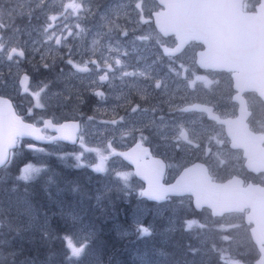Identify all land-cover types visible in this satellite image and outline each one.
<instances>
[{
  "label": "flooded vegetation",
  "instance_id": "1",
  "mask_svg": "<svg viewBox=\"0 0 264 264\" xmlns=\"http://www.w3.org/2000/svg\"><path fill=\"white\" fill-rule=\"evenodd\" d=\"M115 1L106 0L105 11L109 13L106 18L115 12L120 14L125 12L122 9L111 12V4ZM138 1L142 3L144 9L142 13L136 9V1L132 0L127 7L129 11L118 19L119 27H115L117 25L111 23L106 33L98 35V39L95 34H88L85 42L77 43L72 41V30H68L64 37L61 33L57 35L62 42L66 38L72 42L68 45L62 43L57 45V57L52 61L54 70L50 73L40 69L35 78L45 84L42 86H46L44 87L46 91L51 86L49 80L55 78H61L71 87L68 89L69 96L64 99L65 101H59L58 105H55L56 101H54L53 106H49L50 102H47L49 105L42 107L43 111H40L39 119H31L32 116L27 114L20 97L6 95L0 91V96L12 100L18 114L28 121L42 126L46 136L56 134L55 131L45 127L46 120H52L56 125L70 120L79 123L77 142L74 144L55 140L50 144H35V147L30 148L31 141L22 139L17 149L22 148L27 152V150H35V148L45 145L58 146L62 144V147L73 148L78 145L85 134L89 135L88 137H91L92 140L95 139V143H97L94 148L96 151H92V155L98 162L105 160L108 164L120 162L129 165L122 155L115 153H122L135 143H141L148 147L151 157L163 160L165 163L163 177L165 183L172 182L189 165L204 164L214 181L222 182L233 176H239L243 179L244 184L255 182L264 185V171L254 172L246 167L243 150L231 145L232 141L227 134L224 122L237 119L238 126L243 127L242 125L245 123L251 131L264 136L263 98L256 91L250 89H245L241 94H238L239 90L234 85V70L200 66L197 62V55L205 46L199 41L190 40L175 55H167L164 49L176 48L178 38L171 34L164 35L155 24V12L165 8L158 0ZM241 1L244 12L256 13L257 6L263 0ZM106 2L103 3L104 6ZM135 10L140 16L149 19V23L138 21L140 31L147 39H136L137 35L135 36L134 29L138 24L135 22V17H137ZM126 21L128 22L127 27ZM150 29L160 32L165 39H152L153 35ZM122 31L127 32V35H122ZM167 39L169 42H165ZM67 55L71 56L74 64H81L83 61L90 71L78 72L67 63L69 59L62 60ZM116 59L121 61L119 65L115 64ZM90 60H95L101 70L97 71L96 65L89 63ZM103 61L113 65L112 71L108 73L109 79L105 81L99 79V76L104 74ZM180 65H183V69L179 67ZM124 73L130 75H124ZM132 73L134 75H131ZM197 74L198 76H195ZM206 74H210L212 80L209 86H204V89L201 86L203 82L200 83L196 77H203ZM156 81L161 82V88H155ZM220 85L223 86V95H219L221 91L218 86ZM65 88L67 87L65 86ZM21 89L23 90L22 87ZM51 89L57 90L54 83ZM97 91L103 92L104 97L95 95ZM59 95L62 96L61 92H57L55 98H58ZM225 96L229 97V101L224 99ZM240 101L245 104L243 114L239 112ZM136 105H140L144 111L138 109L136 113H133L131 109ZM193 105L208 107L212 111L211 113L196 110L181 111L185 108H192ZM76 110L80 111L76 112ZM43 115L45 116L42 117ZM121 117H124V120H121ZM113 120L119 121V123L112 124ZM203 125H208L210 131L203 133L201 129ZM181 129L188 132L189 139L193 143L189 144L178 139ZM262 146L264 147V141ZM221 149H225L228 154L235 152L240 155V158L231 164L230 171L227 163L223 165L217 163V166L215 164V158L220 154ZM219 168L221 170H218ZM131 169L138 178L132 166ZM140 182L143 189L144 183L141 180ZM171 197L187 198L192 203L190 195H169L165 201ZM202 210H207L211 214L207 207H203ZM238 213L244 215L242 212ZM222 216L213 217L219 219ZM259 256L260 253L257 259Z\"/></svg>",
  "mask_w": 264,
  "mask_h": 264
},
{
  "label": "rangeland",
  "instance_id": "2",
  "mask_svg": "<svg viewBox=\"0 0 264 264\" xmlns=\"http://www.w3.org/2000/svg\"><path fill=\"white\" fill-rule=\"evenodd\" d=\"M131 1L116 0L115 3L111 4V12L120 9L128 12L129 8L127 7ZM133 1H136L135 5L139 2L138 0ZM72 2L73 0H0V24L4 25L0 29V37L3 38L6 46L17 47L25 52V56L20 59L18 64L7 61L4 55L0 54V91L6 95L20 97L27 114L32 116L31 119H39L38 117L41 116L39 113L43 111L42 107L36 106L37 103L49 105L47 102H50L49 106H53L54 101H56L55 105H58L59 101H65L64 99L69 96L68 89L71 87V85L63 82L61 78H55L49 80V84L52 86L54 83L57 90H50L51 86L48 87V91L44 88L39 101L32 95L33 91L38 90V86L43 87L42 85H45L35 78L36 73L40 69L52 73V70H54L52 61L56 59L58 52V46L47 38L48 34L44 31L46 25L49 23L54 25L49 31L54 32L56 37L61 33V29H63L61 33L63 37L68 30H72V41L83 43L88 34H95L96 39H98V35L106 33L111 23L117 25L115 27H119L118 19L126 15L125 12L121 14L115 12L109 18H106L109 15L105 11L106 0H74L75 3L81 5L79 12H73L67 8V5ZM104 2H106L105 6ZM135 13L137 14L135 22L138 26L136 25L134 31L135 36L137 35L136 39L139 40L140 37L145 35L140 31L138 22L141 20L140 15L136 10ZM38 15L42 16L39 17ZM53 15L58 17L56 21L50 20ZM33 17L38 18V21L33 22L31 20ZM129 19L131 20L130 17ZM125 25L128 26L127 21ZM77 26L80 28L78 29ZM150 30H147V32H150ZM151 31L152 39H165L160 32ZM72 41L66 38L62 44L68 45ZM165 42H169L168 39ZM67 59H71V56L67 55L62 58V60ZM45 64H48L49 67H44ZM22 72L27 73L31 79L29 92L27 93L21 89L19 83ZM195 76H198V74ZM49 78L51 79L52 75ZM202 78L204 79L199 81L200 83L203 82L201 86L205 89L206 86L210 85L212 78L210 74L203 75ZM205 80L210 83H205ZM222 87V85L218 86L219 91H221L219 95H223ZM57 92H61L62 96L59 95L58 98H55ZM224 99L229 101V97L225 96ZM78 111L80 110H76V112ZM201 129L203 133L210 131L208 125H203ZM88 136L84 134L78 145L73 148L62 147V144L37 147L27 153L22 148L17 149L12 163L7 168H3L0 175V224H2L0 226V264L3 263L2 260L6 261L8 254H16L19 250L14 243L11 248L9 246L12 241L20 240L17 236H20L21 239L23 237L35 239L48 237L49 231H47V228L52 222L61 225L66 223V226L70 227L66 230L69 235L63 237L64 240L58 254L55 253L53 259L38 260L29 259L31 257H28L15 264H96L97 255L93 247L87 251L88 246H90L89 242L96 233V228L84 212L95 205L103 213L107 204L111 205V200L119 197L132 203V209L135 210L133 224L136 225L140 237L144 234L139 229L148 228L147 225L149 224L158 223L162 226L166 224L169 231L179 225L186 228V221L194 219L199 224L204 225V228L196 225L192 228L199 237V248L202 249L203 247L206 252L221 248L222 254L229 264H232V261H239V264H255L260 251L251 239L249 225L244 223L243 214L238 212L228 213L219 219H215L205 210L199 217H192L188 215L186 209L189 205L192 206L191 201L187 198H170L163 203H148L146 199L141 197L142 184L136 178L131 166L120 162L108 164L105 160L96 161L93 158L92 151H96L94 148L97 143H95V139L92 140ZM80 153H83V157L77 160L76 157ZM24 157L27 158L24 159ZM238 158H240L239 153L232 152L228 154L225 149H221L220 154L215 158V164L217 166V163L220 165L227 163L229 170L231 164L235 163ZM15 164L18 165L15 166ZM28 165H32L33 168L40 169V171L31 180L18 179L22 174V170ZM96 168H100L101 171H96ZM11 169H15V172L13 173ZM70 169L88 173L86 178L94 181L92 182V193L89 192V188H86L89 194L83 193V190L79 192L81 186L77 187L75 194L79 200H82L83 194L88 197V201L84 199L85 203L79 205L81 212L71 209L70 205L64 207L60 212V203L53 210H45L43 207L36 206L30 198L32 192L28 190L47 181H50L51 185L54 186V191L58 192L56 195L61 194L63 199H70L73 196L76 189L71 193H67V191L71 189L70 182L76 183V181L68 180L66 177L62 179V173L65 174L66 170ZM56 171L58 172L56 173ZM119 173L128 175L127 182L118 175ZM110 208L113 207L110 206ZM134 232L126 229L123 233L130 235ZM224 236H228L229 241H224ZM65 238H71L73 243L87 238L84 255L80 256L78 260L69 259L70 252Z\"/></svg>",
  "mask_w": 264,
  "mask_h": 264
},
{
  "label": "water",
  "instance_id": "3",
  "mask_svg": "<svg viewBox=\"0 0 264 264\" xmlns=\"http://www.w3.org/2000/svg\"><path fill=\"white\" fill-rule=\"evenodd\" d=\"M241 2V0H165L169 7L160 12L157 18L158 24L155 16V24L159 30L176 32L183 42L180 48L193 39L205 42L202 43L205 47L197 55V62L200 66L202 60L206 65L205 68L234 70V85L239 90L238 94H241L245 89H250L256 91L264 100V0L257 6L256 13L244 12ZM24 75L27 74L23 73L20 80ZM29 83L30 77L28 85ZM21 87L23 88L22 85ZM0 97L10 100L16 111L10 98ZM244 107L245 104L241 102L240 114L244 113ZM24 121L33 123L25 119ZM224 122L227 134L232 141L231 145L243 150L246 167L254 172L264 171L263 134L251 131L245 123H243V127L238 126L237 119ZM59 125H68V127L63 129V133L55 131L56 134L49 137L44 133L45 138L42 140L32 137L23 139L31 140L33 143L29 146L33 148L35 143H50L53 142L52 137L63 134L71 135L72 139H60L61 141L74 144L73 141L77 140L79 132V123L70 120ZM36 126L42 129V126ZM50 129L54 131L52 128ZM138 145L140 148L137 147ZM142 149L148 150L147 156L143 155ZM133 150H136L134 155H132ZM122 153L124 154L123 158L129 162L138 178L144 183L141 197L145 199L162 203L169 195H190L193 206L196 208L197 202L194 196H199L211 205V209L219 213L213 215L210 209L213 216H222L228 212L244 213V221L249 225L251 239L261 256V251L264 250L263 184L255 182L244 184L243 179L239 176H233L222 182L214 181L204 164L189 165L172 182L165 183L163 181L165 163L163 160L151 157L148 147L141 143H135ZM137 157L142 165L151 164L152 161H161L160 184L164 188H169L176 185L179 180L186 187L188 193L169 192L162 199L153 198L148 180L144 178L137 163L134 162ZM260 256L255 264H258Z\"/></svg>",
  "mask_w": 264,
  "mask_h": 264
},
{
  "label": "trees",
  "instance_id": "4",
  "mask_svg": "<svg viewBox=\"0 0 264 264\" xmlns=\"http://www.w3.org/2000/svg\"><path fill=\"white\" fill-rule=\"evenodd\" d=\"M31 20L37 22L38 18L33 17ZM24 159L22 161L25 162ZM17 165L15 164V166ZM11 170L13 173L15 172V169ZM87 174L76 169L66 170L65 174L62 173V179L66 177L68 180L76 181V183L70 182L71 189L69 187L70 190L67 193H71L76 189L70 199H63L61 194L56 195L58 192L54 191V186L51 185L50 181L31 187L28 190L32 192L30 198L36 206L43 207L45 210H53L60 203V212L67 205H70L71 209L81 212L79 205L85 203L84 199L88 201V197L83 194L82 200H79L75 193L77 187L80 186L79 192L83 190V193L89 194L86 189L89 188V192L92 193L91 188L94 181L92 179L88 180L86 178ZM171 198L176 199V197ZM111 202V205L107 204L103 213L95 205L84 212L96 228L94 238L89 242L90 246L87 248L88 251L93 247L97 255L96 264H229L228 260L224 258L221 248L217 249L219 251L212 250L209 252H206L203 247L202 249L199 248V237L195 230H186L182 225L168 231L166 224L163 226L158 223L149 224L147 225L149 234L138 236L137 227L133 224L135 210L132 209V203L121 197L114 198ZM147 202L152 201L147 200ZM110 206L113 208H110ZM186 209L188 215L192 217H199L203 212L202 209L197 210L193 205H189ZM68 228L70 227L66 226V223L61 225L52 222L47 228V231H49L48 237L38 239L23 237L21 239L20 236H17L20 240L12 241L9 246L11 248L14 243L19 250L16 254H8L6 261L2 260V264L19 263L20 260L28 257H31L29 259L38 260L53 259L55 253L58 254L59 249H61L63 237L69 235L66 232ZM126 229L135 232L125 235L123 232ZM193 248L198 249V251L193 253L191 251Z\"/></svg>",
  "mask_w": 264,
  "mask_h": 264
},
{
  "label": "snow or ice",
  "instance_id": "5",
  "mask_svg": "<svg viewBox=\"0 0 264 264\" xmlns=\"http://www.w3.org/2000/svg\"><path fill=\"white\" fill-rule=\"evenodd\" d=\"M158 2L161 5H163L164 8L169 7V5L165 3V0H158ZM135 7H136V9H139L141 13L144 10L142 7V3H140V2H138L135 5ZM67 8L72 10L73 12H79L81 5L75 3L73 0L72 3H69L67 5ZM160 12L161 11L155 12L156 22H157L158 16L160 15ZM150 16H151V14H150ZM140 18L144 23H149V19H145L142 15L140 16ZM57 19H58V17L55 15L50 17L51 21H56ZM157 24H158V22H157ZM3 27H4V25L0 24V29H2ZM53 27H54V25L49 23L44 28V31L48 34L47 38L49 41H52L55 45H60L62 43L61 39L56 37V34L54 32L49 31V29H52ZM161 31L164 33V35H170V34L175 35L179 40V44L177 45L176 48H174V49L165 48L164 49L165 53L167 55H175L177 52L181 51L180 45H182L183 42L179 38L178 34L176 32L164 31L162 29H161ZM62 32H63V29H61V33ZM69 35H71V33H69ZM122 35L126 36L127 32L122 31ZM140 39H147V37L142 36V37H140ZM200 42L205 43L203 41H200ZM116 51H119V49H116ZM0 54H3L7 61H11V62L17 63V64L20 63V59L25 56L24 50L18 49L17 47L6 46V44L3 42L2 37H0ZM42 59H43V57H42ZM67 63L69 65H72L78 72L90 71V69L87 67V65L83 64V61L81 62V64H74L73 60L69 59L67 61ZM89 63L96 65L97 71L101 70L100 65L97 64V62L95 60H90ZM102 63L104 64V69H103L104 74L100 75L99 79L101 81H105V80L109 79L108 73L112 71L113 65L111 63H108L107 61H103ZM120 63H121V61L119 59L115 60V64L119 65ZM200 63H201V66H204V67L206 66L202 60L200 61ZM44 67H49V65L45 64ZM179 67L181 69H183V65H180ZM124 75H130V74L124 73ZM131 75H134V73H132ZM141 75H144V73H141ZM196 79L201 80L204 78L196 77ZM28 82H29V76L28 75H24L22 80H20V82H19L23 86V90L25 93L29 92ZM205 83H210V82L205 80ZM154 86H155V88H158V89L162 87L160 81H156L154 83ZM44 87H46V86H43V87L38 86V90H35L32 92V95L37 99V101H39L40 96H41V92L44 90ZM95 95H97L98 97H101V98L104 97V93L101 91H97L95 93ZM36 106L37 107H44V105L40 104V103H37ZM138 109H140V111H144V109H142L140 107V105H136L135 107H133L131 109V111L133 113H136ZM192 110H196V111L204 112V113H211V111H212L211 108L200 106V105H193L192 108H185V109H182L181 111L187 112V111H192ZM210 118H212V117H210ZM120 119L124 120V117H121ZM111 123L117 124V123H119V121L113 120V121H111ZM45 127L46 128H52L56 132L63 133V129L67 128L68 125H56L52 122V120H48L45 124ZM76 127H78V126H76ZM25 137H32L33 139H36V140H42L45 138L44 132L41 128L37 127L36 124H34V123H25L24 118L21 115H18L17 112L13 109L11 101L8 99H4L3 97H0V168H7V166L12 163V161L16 155L14 150L17 148V145L20 143V141ZM60 139L69 140V139H72V137H71V135H63V134L60 136L52 137V141L60 140ZM178 139L184 140L189 144L193 143V141L189 139L188 132L184 129H181ZM73 142L75 143L77 141H73ZM29 147H32V146H29ZM137 147L140 148V145H138ZM197 147H199V145H197ZM135 151L136 150H133L132 155L135 154ZM142 153L144 156H147L148 150L142 149ZM115 154L116 155H124L123 153H115ZM82 157H83V153H80L76 158H77V160H80ZM129 158H131V156H129ZM134 162L137 163V167L140 169V172L144 175V178L148 180L149 189H150L151 193L153 194V198L162 199L169 192H187L188 193L186 187L184 185H182L179 180L177 181L176 185H173L169 188H164L160 184L161 166H162L161 161H158V160L152 161L151 164L142 165L140 163L139 157H137ZM81 166H86V165H81ZM95 170L101 171L100 168H96ZM39 171H40V169L33 168L32 165H28L22 170V174L18 177V179L25 180V181L31 180L34 178V175L36 173H38ZM118 175L121 176L125 182H127V180H128L127 174L119 173ZM145 194H147V193H145ZM194 197H195L196 202H197L196 203L197 210H200L204 206H207L209 209H211V205L206 200H202L199 196H194ZM211 210H212L213 215L219 214L214 209H211ZM194 225H196L200 228H204L203 224H199L198 221L192 219V220L186 221V224H185L186 230H191ZM0 226H2V224H0ZM139 231L144 235L149 234L148 228H141V229H139ZM65 239H66V243H67V248L70 252V257H69L70 260H75L84 254L85 248L87 247V243H86L87 238L77 240L75 243H73V240L71 238H65ZM229 239L230 238L228 236L223 237L224 241H229ZM191 251L193 253H196L198 251V249L193 248V249H191ZM217 251H219V250H217ZM232 264H239V261H232ZM258 264H264V250L261 251V256H260V259L258 261Z\"/></svg>",
  "mask_w": 264,
  "mask_h": 264
}]
</instances>
